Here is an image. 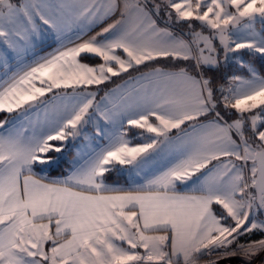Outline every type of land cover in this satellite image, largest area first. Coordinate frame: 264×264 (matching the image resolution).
I'll return each mask as SVG.
<instances>
[{"label":"snow or ice","instance_id":"snow-or-ice-1","mask_svg":"<svg viewBox=\"0 0 264 264\" xmlns=\"http://www.w3.org/2000/svg\"><path fill=\"white\" fill-rule=\"evenodd\" d=\"M0 116V264H264V0H0Z\"/></svg>","mask_w":264,"mask_h":264},{"label":"rangeland","instance_id":"rangeland-1","mask_svg":"<svg viewBox=\"0 0 264 264\" xmlns=\"http://www.w3.org/2000/svg\"><path fill=\"white\" fill-rule=\"evenodd\" d=\"M198 23V22H197ZM256 27H257V30H259V28H260V25L259 24H257L256 25ZM207 34V33H206ZM201 264H203V261L201 262Z\"/></svg>","mask_w":264,"mask_h":264},{"label":"trees","instance_id":"trees-1","mask_svg":"<svg viewBox=\"0 0 264 264\" xmlns=\"http://www.w3.org/2000/svg\"><path fill=\"white\" fill-rule=\"evenodd\" d=\"M97 63L99 62V61H96ZM233 71H235V69H232ZM70 155H71V153H70ZM253 238H258V235L256 236V237H253Z\"/></svg>","mask_w":264,"mask_h":264},{"label":"crops","instance_id":"crops-1","mask_svg":"<svg viewBox=\"0 0 264 264\" xmlns=\"http://www.w3.org/2000/svg\"><path fill=\"white\" fill-rule=\"evenodd\" d=\"M0 118H2V116H0ZM135 142H138V141H134V143H135ZM122 182H123V181H122Z\"/></svg>","mask_w":264,"mask_h":264}]
</instances>
